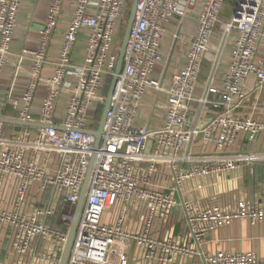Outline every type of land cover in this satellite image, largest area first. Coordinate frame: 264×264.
Masks as SVG:
<instances>
[{
	"label": "built area",
	"instance_id": "2783aa9c",
	"mask_svg": "<svg viewBox=\"0 0 264 264\" xmlns=\"http://www.w3.org/2000/svg\"><path fill=\"white\" fill-rule=\"evenodd\" d=\"M130 1L76 0L55 74L46 78L42 69L64 4L52 0L38 48L21 54L32 62L19 119L33 122L30 110L36 91L47 82L36 122L47 126L35 133L26 127L8 136L0 121V264H60L92 157L67 264H264V256L254 252L204 249L215 230L234 220L254 225L264 221V192L226 202L186 196L191 181L229 178L264 163V151L231 152L241 134L247 148L264 134V120L239 113L251 95L264 89V52L258 58L264 46V0H233L228 20L221 19L228 0H138L97 147L88 117L106 98L115 74L119 53L113 42L120 21L123 25L128 19ZM22 3L0 0V81ZM195 8L197 31L186 63L165 87L152 75L163 61L166 25ZM84 29L89 31L87 52L77 65L72 53ZM226 56L228 68L217 83L215 75ZM207 62L213 66L198 95ZM251 78L256 85L250 89ZM64 86L70 93L65 116L56 123ZM151 88L168 97L165 120L158 128L137 124ZM7 102L19 108L11 92ZM209 109L215 110L210 117Z\"/></svg>",
	"mask_w": 264,
	"mask_h": 264
},
{
	"label": "crops",
	"instance_id": "0c3cea01",
	"mask_svg": "<svg viewBox=\"0 0 264 264\" xmlns=\"http://www.w3.org/2000/svg\"><path fill=\"white\" fill-rule=\"evenodd\" d=\"M76 0H64L62 13L59 23L54 30L51 42L49 44L47 59L48 62L42 69V76L49 78L53 77L56 71V63L60 57L63 37L69 27L71 15ZM52 0H23L18 15V24L12 41L10 56L7 66L5 67L0 81V115L20 120V110L22 104L23 92L26 88L27 81L31 72V59L29 57L21 58V54L25 49H37L41 39V33L46 25L49 8ZM197 31V9H193L184 19L174 18L166 25L163 40L161 42V52L163 61L160 62L153 71V78L159 80L165 87L171 85L173 75L180 71L186 63L187 50L191 41L195 38ZM89 31L82 30L77 38L76 45L72 53V61L80 65L84 62L87 52V41ZM119 37V34H118ZM117 37V40H118ZM116 37L113 42V47L116 49ZM216 41V36L213 38ZM264 52V46L261 45L258 52V58H261ZM208 63H204L203 72L200 76V81L197 86V94L201 95L206 79L208 76ZM228 68V57H224L220 63L215 81L220 83ZM75 80V76H69ZM256 80L251 78L248 81V87L254 88ZM20 103L18 109H13L8 104L7 99L10 94ZM48 83L41 82L36 91L34 101L30 110L33 122H37L41 114V107L44 99L47 96ZM70 93V87L64 86L62 93L58 99L54 122L59 123L65 116L67 100ZM168 97L165 93L159 92L156 89H149L145 94L140 107V115L137 124L148 126L150 128H158L163 125L165 115L168 110ZM102 103L94 115L91 112L88 117V126L92 129L98 128ZM105 106V105H104ZM104 110V109H103ZM213 109H209L208 117L214 114ZM243 116H253L264 120V89L258 90L250 96L246 105L239 112ZM16 126L5 124V130L8 136L13 133L21 132ZM33 128V133L39 127ZM257 147L251 145L246 147L243 134L239 136L231 152L240 151H264V134L258 140ZM198 149H201L199 144ZM235 177L236 179H233ZM230 178V179H229ZM229 178L212 177L205 183L199 181H191L188 185L186 196L194 199L228 201L234 196L241 194L249 197L264 192V163H255L247 166L239 173L230 175ZM204 249L210 253L218 251L223 252H254L264 256V221L259 224H252L248 220H234L230 224L224 225L215 230ZM197 261H194L196 263Z\"/></svg>",
	"mask_w": 264,
	"mask_h": 264
},
{
	"label": "water",
	"instance_id": "95a60500",
	"mask_svg": "<svg viewBox=\"0 0 264 264\" xmlns=\"http://www.w3.org/2000/svg\"><path fill=\"white\" fill-rule=\"evenodd\" d=\"M137 3H138V0H133L132 6H131L130 11H129L127 26H126L125 35H124V40H123L121 49L119 51L117 67L115 70V74L112 78V81L110 83L109 92H108V95L106 98V102H105L104 110H103V113L101 116L100 124H99L97 129L89 130V132L92 133L96 137V146L97 147L101 143V136H102L103 127H104V124L106 121V114H107V111L110 107V103H111V100H112V97H113V94L115 91V87H116L117 82H118V76H119V74L122 70L123 64H124V58L126 55L130 30H131L132 25H133L135 18H136ZM0 121L4 124H11V125L16 126V129L18 131L21 130L22 127L44 128L47 126V125H40L36 122L21 121V120L13 119V118H9V117L3 116V115H0ZM93 166H94V157H92V159H91V162H90V165L88 168V172H87V175L85 177V181H84L81 193H80V199L76 205L75 212H74L72 221H71L70 226H69L67 242L65 244V248H64V251L62 253L60 264H67V261H68L69 255H70V251H71L72 246H73L74 237L76 234L78 219H79V216L81 214L82 208H83L85 200H86V194H87V190L89 187Z\"/></svg>",
	"mask_w": 264,
	"mask_h": 264
},
{
	"label": "rangeland",
	"instance_id": "374dc122",
	"mask_svg": "<svg viewBox=\"0 0 264 264\" xmlns=\"http://www.w3.org/2000/svg\"><path fill=\"white\" fill-rule=\"evenodd\" d=\"M132 3H133V0L130 1V5L131 6H132ZM131 6H130V8H131ZM232 8H233V0H228L227 3H226V6L224 8V11L221 14V19L222 20H228L230 18V15L232 13ZM126 26H127V21L123 25H121V21H120L119 25L116 28L117 29V33H116V36H115L116 40H117V37H118V34H119V37H118V40H117V43H116V50L118 51V53H119V51L121 49V46H122V43H123V40H124ZM216 43L219 44V38L218 37H216ZM208 64H209V67L207 69V72L209 73L211 71V69H212L213 63L209 62ZM109 87L106 89V92H105L106 93V95H105L106 98H107V95H108V92H109ZM106 98L103 99L102 106H101V109H100V114H98V120H99V118L101 119V116H102V113H103V109H104V105H105V102H106ZM94 113H95V109L93 108L91 110V115H94ZM251 147L256 148L257 147V143H253L251 145Z\"/></svg>",
	"mask_w": 264,
	"mask_h": 264
}]
</instances>
